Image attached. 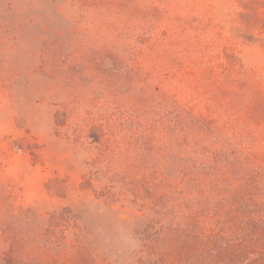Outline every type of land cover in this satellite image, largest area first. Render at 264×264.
<instances>
[{
  "label": "rangeland",
  "instance_id": "obj_1",
  "mask_svg": "<svg viewBox=\"0 0 264 264\" xmlns=\"http://www.w3.org/2000/svg\"><path fill=\"white\" fill-rule=\"evenodd\" d=\"M0 14L13 28L0 32V264H170L163 252L189 254L173 264H264V250L256 249L264 179L222 183L242 189L236 201L242 209L222 224L214 208L228 199L194 193L185 201L204 240L160 230L169 214L155 216L124 193L122 182L105 188L107 177L133 176L143 132L129 131L139 123L147 129V114L119 95L113 118L128 132H117L116 147L100 151L84 124L87 112L101 106L86 85L70 83L58 60L70 51L83 60L84 43L110 44L182 101L235 106L244 117L238 127L258 132L264 154V115L261 122L251 117L264 114V0H0ZM103 66L115 71L110 57ZM117 80L122 91L123 77ZM64 102L76 112L58 125ZM149 130L160 142V128ZM175 212V221L186 217ZM154 216L162 217L159 224L150 221Z\"/></svg>",
  "mask_w": 264,
  "mask_h": 264
},
{
  "label": "trees",
  "instance_id": "obj_2",
  "mask_svg": "<svg viewBox=\"0 0 264 264\" xmlns=\"http://www.w3.org/2000/svg\"><path fill=\"white\" fill-rule=\"evenodd\" d=\"M9 23L10 18L0 14V32L12 33L13 28ZM45 30H48L47 26ZM75 32L78 33L79 29H75ZM77 44L73 42V45ZM83 49V60L72 51L62 54L58 60L60 70L71 75L70 83L86 85L85 91L92 95V102L101 106L99 112L92 108L87 112L84 124L91 132L90 137L98 143L99 150L104 152L116 147L117 132H128L124 121L113 118L114 112L119 110L118 97L123 94L131 96L129 108L142 110L147 114L150 126L160 128L162 138L155 143L150 126L142 131L141 123L135 131L129 129V132H143L135 141L136 155L130 165L133 176L129 180L122 177V181L107 177L105 188L116 190L120 182L124 183V193L128 192L135 201H142L141 205L155 216L161 214L167 217L169 214L172 217L167 226L164 221L161 223L160 230L175 228L183 236L193 235L202 240L205 239L203 225L186 215L193 207L185 201L194 193L201 196L214 194L228 199V205L222 203L214 208L213 216L218 224H222L224 217L232 211L238 215L237 210L242 208L236 201L242 189L239 185L222 183L264 179V154H260L257 148L261 141L258 132H243L238 127V122L244 117L236 107L231 104L221 107L208 102L198 108L192 100L182 101L176 94L164 90L161 84L153 80L152 70L146 71L137 61L135 64L127 62L123 54L111 50L110 44L91 45L88 42L83 44ZM106 57H110L114 64L113 74H108L103 66ZM117 76L123 77L120 84L124 87L122 91H119ZM116 91L119 92L114 93ZM71 102L76 104V98ZM111 104L113 107L108 112ZM61 106L62 109L56 112L58 125L65 124L76 112L75 106H70L69 102ZM263 115L252 113L251 117L261 122ZM209 181L215 182V185L207 186L206 182ZM174 212L177 215L183 212L186 217L175 221ZM155 216L150 221L159 224L162 217ZM194 223L201 227L191 230ZM258 235L256 249L264 250V230ZM188 255L177 257L173 253L163 252L161 257H167V263L173 264L174 257L187 258Z\"/></svg>",
  "mask_w": 264,
  "mask_h": 264
}]
</instances>
